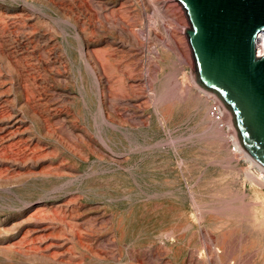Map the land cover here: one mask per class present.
Instances as JSON below:
<instances>
[{
    "label": "rangeland",
    "instance_id": "obj_1",
    "mask_svg": "<svg viewBox=\"0 0 264 264\" xmlns=\"http://www.w3.org/2000/svg\"><path fill=\"white\" fill-rule=\"evenodd\" d=\"M189 27L177 0H0V264H264V181Z\"/></svg>",
    "mask_w": 264,
    "mask_h": 264
},
{
    "label": "water",
    "instance_id": "obj_2",
    "mask_svg": "<svg viewBox=\"0 0 264 264\" xmlns=\"http://www.w3.org/2000/svg\"><path fill=\"white\" fill-rule=\"evenodd\" d=\"M197 84L221 103L242 150L264 168V0H177Z\"/></svg>",
    "mask_w": 264,
    "mask_h": 264
},
{
    "label": "built area",
    "instance_id": "obj_3",
    "mask_svg": "<svg viewBox=\"0 0 264 264\" xmlns=\"http://www.w3.org/2000/svg\"><path fill=\"white\" fill-rule=\"evenodd\" d=\"M256 55L259 56L258 53ZM201 91L205 94V96L209 100L207 113H208V116L210 117V119L212 121H214L215 123H217L220 128L226 129L228 131V134H229V137H230L229 141H230V144H231V151L235 155H238L239 157L244 158L242 153H244V155L249 157L242 150V148L239 146V144L237 142V138H236L235 132H234V130H233L231 124H230L229 119L223 113L222 106H221V103L218 100V98L212 93L206 92L204 90H201Z\"/></svg>",
    "mask_w": 264,
    "mask_h": 264
},
{
    "label": "crops",
    "instance_id": "obj_4",
    "mask_svg": "<svg viewBox=\"0 0 264 264\" xmlns=\"http://www.w3.org/2000/svg\"><path fill=\"white\" fill-rule=\"evenodd\" d=\"M139 227L140 230L143 229L142 234L145 237H151L154 236L156 230H157V226L156 223L153 221L151 223H144V224H140L139 226H129L127 225L124 229H122V234H127L125 232L131 231L132 233H134V231L136 230V228Z\"/></svg>",
    "mask_w": 264,
    "mask_h": 264
},
{
    "label": "bare ground",
    "instance_id": "obj_5",
    "mask_svg": "<svg viewBox=\"0 0 264 264\" xmlns=\"http://www.w3.org/2000/svg\"><path fill=\"white\" fill-rule=\"evenodd\" d=\"M158 8V7H157ZM146 24V23H145ZM152 24V23H151ZM256 49H257V53L259 54V55H262V54H264V33H261L260 34V36H259V39L257 40V43H256ZM153 51V50H152ZM184 52V51H183ZM187 51L185 50V52L184 53H186ZM149 55V54H148ZM187 55V54H186ZM186 55H184L185 56V59H186V61L188 60V57H186ZM150 64V63H149ZM153 65V64H152ZM151 66V65H150ZM189 76V75H188ZM189 78H190V76H189ZM193 82V81H192ZM243 154V153H242ZM244 155V154H243ZM251 159V158H250ZM252 160V159H251ZM253 161V160H252ZM252 163H255L254 161L252 162ZM257 166H259L257 163H255ZM259 169H260V175L259 176H257V177H259V178H261V179H263V181H264V168L263 167H261V166H259L258 167ZM250 175V174H249ZM252 176H254V175H252Z\"/></svg>",
    "mask_w": 264,
    "mask_h": 264
}]
</instances>
